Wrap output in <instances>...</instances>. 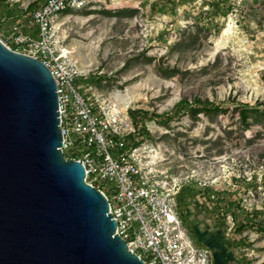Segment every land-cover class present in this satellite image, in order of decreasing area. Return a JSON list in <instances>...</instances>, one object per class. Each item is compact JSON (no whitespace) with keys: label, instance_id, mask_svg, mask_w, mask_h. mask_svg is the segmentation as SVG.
<instances>
[{"label":"rangeland","instance_id":"obj_1","mask_svg":"<svg viewBox=\"0 0 264 264\" xmlns=\"http://www.w3.org/2000/svg\"><path fill=\"white\" fill-rule=\"evenodd\" d=\"M44 1L0 0V40L17 49L13 24ZM222 1L93 0L62 17L60 39L82 72L76 83L84 94L156 115L184 104L166 127L147 121L144 142L172 182L196 187L183 197V210L214 261L264 264V233L234 230L235 218L264 221V214L257 217L264 212V127L241 124L234 111H264V0ZM97 77L103 79L91 85ZM200 102L228 111L192 118L188 107Z\"/></svg>","mask_w":264,"mask_h":264},{"label":"water","instance_id":"obj_2","mask_svg":"<svg viewBox=\"0 0 264 264\" xmlns=\"http://www.w3.org/2000/svg\"><path fill=\"white\" fill-rule=\"evenodd\" d=\"M60 123L47 66L0 40V264H145L64 156Z\"/></svg>","mask_w":264,"mask_h":264},{"label":"built area","instance_id":"obj_3","mask_svg":"<svg viewBox=\"0 0 264 264\" xmlns=\"http://www.w3.org/2000/svg\"><path fill=\"white\" fill-rule=\"evenodd\" d=\"M92 1L45 0L13 24L14 51L40 60L51 72L63 154L81 163L86 181L107 197L117 233L129 249L145 264H213L210 250L194 243L178 216L181 187L157 168L155 148L140 142L128 110L84 94L76 83L82 72L61 43V19Z\"/></svg>","mask_w":264,"mask_h":264},{"label":"trees","instance_id":"obj_4","mask_svg":"<svg viewBox=\"0 0 264 264\" xmlns=\"http://www.w3.org/2000/svg\"><path fill=\"white\" fill-rule=\"evenodd\" d=\"M225 2H226V0L222 1V3H225ZM42 4H40L39 6H41ZM217 5H219V1H218ZM39 6H37L36 3H32L29 5L27 11L31 12V11L37 9ZM83 9H81V10H83ZM81 10H75L74 12L77 13ZM220 10H221L220 11L221 16L226 17L228 15V13L230 12V10H232V7L231 6L223 7ZM65 14H73V13L70 11V12H66ZM12 49L16 50L15 48H12ZM102 79H103V77H97L96 80H91L90 81L91 85L99 84V82ZM182 108H184V104H179L176 107L175 111L170 112V113H165L162 115H156L154 113L149 114L146 111H135V110L134 111L129 110L128 114H129L130 118L132 119L134 125L138 128L139 136L141 137L140 142H144L149 136V131L147 130V127H146L147 121H156V122H158L159 125L166 127L169 125V123L174 121L176 116L179 115V113L181 112ZM227 111H228L227 108L221 107L220 105L211 104V103H201L200 102V103H195L194 105H191L188 107V114L192 118H197L198 115L219 116L221 114H226ZM234 111L238 113L239 120H240L241 124L248 126L249 121L253 120V122L260 123L264 127V111L261 110L259 107H257V106L256 107H249L247 105H237V107H235ZM64 156L66 157V159L70 158L69 155H67L66 153H64ZM195 188L196 187H194V185H191L188 187L182 186L180 188V191H179L178 195L176 196L177 213H178V216H179L183 226L187 230L189 236L194 241V243L199 247L205 248L204 245H201L202 243L199 241L197 234L195 233L194 229L192 228V225L188 221L186 214H185V211L183 210V200H184L183 197L185 195H190V192L195 190ZM205 191L207 194H210V189H205L204 192ZM233 206H235L236 210L242 209V207H240V203L231 202V208ZM227 208H230V207H227ZM226 212H229V211H226ZM257 214H258L257 215V217H258L259 214L262 215V214H264V212L263 211H257ZM231 215H232V213H231ZM256 220H258V218H256L254 221H251L249 219H247L245 221H238L235 218L234 219V227H235L234 230H235V232L242 233L244 231H247L248 229L255 228L257 231L264 233V221L263 220L256 221Z\"/></svg>","mask_w":264,"mask_h":264},{"label":"bare ground","instance_id":"obj_5","mask_svg":"<svg viewBox=\"0 0 264 264\" xmlns=\"http://www.w3.org/2000/svg\"><path fill=\"white\" fill-rule=\"evenodd\" d=\"M230 31H231V25H228L227 28L224 29L223 35H228L230 33Z\"/></svg>","mask_w":264,"mask_h":264},{"label":"crops","instance_id":"obj_6","mask_svg":"<svg viewBox=\"0 0 264 264\" xmlns=\"http://www.w3.org/2000/svg\"><path fill=\"white\" fill-rule=\"evenodd\" d=\"M203 245H204L205 248L209 249L210 252L212 251L211 248L208 245H206V244H203ZM211 255H212V253H211ZM212 261H213V264H218V262L216 260L214 261V257L213 256H212Z\"/></svg>","mask_w":264,"mask_h":264}]
</instances>
